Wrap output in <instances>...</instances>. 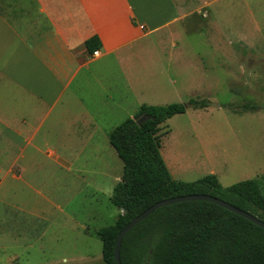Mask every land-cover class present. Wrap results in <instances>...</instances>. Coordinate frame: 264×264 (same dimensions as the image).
I'll list each match as a JSON object with an SVG mask.
<instances>
[{"label":"rangeland","instance_id":"1","mask_svg":"<svg viewBox=\"0 0 264 264\" xmlns=\"http://www.w3.org/2000/svg\"><path fill=\"white\" fill-rule=\"evenodd\" d=\"M224 2L228 84L219 78L189 86L187 59L171 50L174 40L154 37L137 59L152 66L143 78L156 90L143 103L211 100L210 109L190 108L160 126L161 152L175 179L193 182L215 174L224 186L254 178L264 182V0ZM199 18L203 33L221 31L203 14ZM254 33L255 39L249 36ZM131 109L135 116V100ZM134 116L110 110L104 120L110 131ZM52 119L32 146L13 133L0 134V264H105L96 232L121 213L110 198L123 162L104 139L76 157L83 145L68 139L75 134L60 124L51 125ZM52 150L63 159L48 157Z\"/></svg>","mask_w":264,"mask_h":264},{"label":"crops","instance_id":"2","mask_svg":"<svg viewBox=\"0 0 264 264\" xmlns=\"http://www.w3.org/2000/svg\"><path fill=\"white\" fill-rule=\"evenodd\" d=\"M225 4L224 0H0V134L13 133L32 146L53 118L51 125L60 124L66 133L75 134L68 139L83 145L76 157L92 148L87 147L91 143L109 141L115 127L108 131L104 119L110 110L134 116L132 101L139 111L150 90L156 91L143 78L152 66L137 62L154 37L174 40L171 50L187 59L189 86L219 78L228 84L231 58L222 9L229 4ZM202 14L221 31L203 33L198 23ZM94 36L101 41L97 56L86 48ZM155 71L152 68V76ZM47 155L63 159L55 150Z\"/></svg>","mask_w":264,"mask_h":264},{"label":"trees","instance_id":"3","mask_svg":"<svg viewBox=\"0 0 264 264\" xmlns=\"http://www.w3.org/2000/svg\"><path fill=\"white\" fill-rule=\"evenodd\" d=\"M99 37L86 41L93 54ZM210 106L207 99L168 105L143 104L134 117L109 133V142L123 162L121 181L110 198L122 210L116 222L102 227L105 264H117L119 232L159 201L191 194L224 200L264 221V182L247 179L224 186L214 174L196 181L173 178L161 152L160 126L189 108ZM145 117L142 124L137 120ZM122 264H264V229L250 220L207 201H187L161 207L132 228L121 246Z\"/></svg>","mask_w":264,"mask_h":264},{"label":"water","instance_id":"4","mask_svg":"<svg viewBox=\"0 0 264 264\" xmlns=\"http://www.w3.org/2000/svg\"><path fill=\"white\" fill-rule=\"evenodd\" d=\"M144 120H145V117H140L137 120V122H138V124H142ZM187 201H207V202L215 203V204H217V205H219V206H221L227 210H230V211L250 220L251 222L257 224L258 226H260L261 228L264 229V221L261 220L260 218H258L257 216H255V215L251 214L250 212H247L241 208H238V207H236V206H234V205H232V204H230L224 200H221L220 198L214 197V196H210V195H206V194H191V195H184V196L169 198L166 200L159 201L156 204L149 207L147 210H145L143 213H141L139 216H137L131 222H129L119 232V234L117 236V242H116V248H115V259H116L117 264H122V260H121L122 242H123V239L126 236V234L132 228H134L137 224L142 222L144 219H146L148 216H150L154 211H156L157 209H159L161 207L180 203V202H187Z\"/></svg>","mask_w":264,"mask_h":264},{"label":"built area","instance_id":"5","mask_svg":"<svg viewBox=\"0 0 264 264\" xmlns=\"http://www.w3.org/2000/svg\"><path fill=\"white\" fill-rule=\"evenodd\" d=\"M99 54V51H95L94 53H93V56H97Z\"/></svg>","mask_w":264,"mask_h":264}]
</instances>
